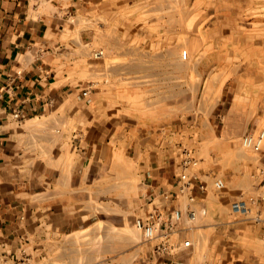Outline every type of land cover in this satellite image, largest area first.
Segmentation results:
<instances>
[{"label": "rangeland", "instance_id": "rangeland-1", "mask_svg": "<svg viewBox=\"0 0 264 264\" xmlns=\"http://www.w3.org/2000/svg\"><path fill=\"white\" fill-rule=\"evenodd\" d=\"M95 15L81 23V35L70 18L59 53L64 97L30 124L62 127L63 136H48L63 145L38 148L49 150L45 164L65 157L61 175L74 164L80 171V193L62 204L82 208L86 228L60 236L67 215L53 211L41 227L36 210L30 240L13 258L2 246L0 264H137L132 251L147 242L133 226L142 162L159 170L165 188L149 203L182 209L188 233L172 238L193 242L185 264H264V237L252 222L264 217V204L247 215L231 208L257 195L264 165V151L242 146L245 132L264 129V0H110ZM187 155L197 164L186 171L205 186L193 200L170 191ZM42 165L35 160L34 190L44 181ZM47 173L54 181L56 171ZM157 178L149 172L145 184ZM152 254L144 264L161 255L154 247Z\"/></svg>", "mask_w": 264, "mask_h": 264}, {"label": "crops", "instance_id": "crops-1", "mask_svg": "<svg viewBox=\"0 0 264 264\" xmlns=\"http://www.w3.org/2000/svg\"><path fill=\"white\" fill-rule=\"evenodd\" d=\"M106 1L110 2V0H0V250L3 249L2 246L9 247L3 249L9 252L6 255L8 258H13L19 251L17 249L19 242L25 243L26 240H30L34 228L31 222L36 210L41 211V227L45 226L46 222L49 223V215L53 216V211H56V215L59 211L67 215V218L58 225L57 231L60 236L86 228L82 229L81 226L82 208L79 206L66 208V205L62 204L63 197H68V202L71 201L69 203L73 204L71 195L80 193V183H75V178L81 177L80 171L75 169L74 164L71 170L68 168L67 175H64L66 178L62 182L60 180L64 177L61 175L64 172L62 166L63 163L68 164V161L64 162L65 157L61 155L52 157L56 165L45 164L42 156L49 153V150L45 153L38 148L50 145L52 151L54 147L63 145L61 137L53 142L48 136V133L54 131L57 136H61L62 127L30 124L48 113L50 104L64 97L66 81L59 53L63 49L70 18L78 21L74 25L73 33L81 35L82 32L85 33L81 23L96 16L98 5ZM16 112L18 117L14 116ZM97 150L101 151V148ZM35 160L44 165L41 166V173L37 177L44 179L38 190H34V182L32 183V172L37 169L34 168ZM99 160L101 158L96 156V161ZM142 164L139 165L141 172L139 176L142 179L139 199L141 209L137 216L155 205L153 202L155 199L149 203L151 195L165 189L157 178L159 170L153 168L155 166L151 167L153 164L149 162L143 166ZM50 168L56 171L54 181L49 179L48 173L46 174ZM149 172L157 179L145 184V176H148ZM170 191L175 193L176 185L175 190ZM158 206L155 207L163 212L168 210L166 206ZM68 209L71 210L69 213L66 212ZM252 222L258 226L259 236L264 237V222L254 219ZM180 228L178 234L188 233L183 212ZM172 236L173 234L170 236V244L178 248L169 247V253L161 254L158 260L146 264H185L182 258L192 255L194 244L192 242L189 248L181 249V241L188 237L174 239ZM159 240L157 237L134 248L132 252L137 264H144L146 257L149 259L153 256V247Z\"/></svg>", "mask_w": 264, "mask_h": 264}, {"label": "built area", "instance_id": "built-area-1", "mask_svg": "<svg viewBox=\"0 0 264 264\" xmlns=\"http://www.w3.org/2000/svg\"><path fill=\"white\" fill-rule=\"evenodd\" d=\"M18 117V113L14 114ZM242 146L253 153L260 154L264 151V129L258 131H247L242 136ZM197 164L193 157L183 159V171L176 180L177 194H187L189 199L193 200V193L196 190H204V183L196 173H189L186 169ZM257 178L259 192L257 195H250L243 199H238L231 204L234 212L247 215L251 211V206L264 204V165L257 168ZM214 187L218 190L224 187V181L221 178L214 180ZM192 217L194 213L190 212ZM182 220V210L176 207L169 208L163 212L157 207L147 210L143 215L134 218L133 226L139 230L145 241H151L159 237V242L155 245L154 251L159 254L169 253V247L173 249L178 246L170 244V236L178 231V225ZM255 221L264 222V217L256 216ZM181 249H187L192 245L189 238L183 239L180 243Z\"/></svg>", "mask_w": 264, "mask_h": 264}]
</instances>
